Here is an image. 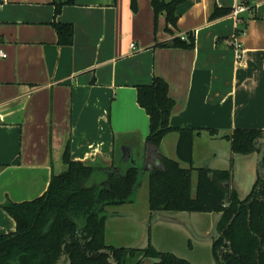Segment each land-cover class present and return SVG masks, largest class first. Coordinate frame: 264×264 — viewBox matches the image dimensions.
I'll return each mask as SVG.
<instances>
[{"label": "crops", "instance_id": "0c3cea01", "mask_svg": "<svg viewBox=\"0 0 264 264\" xmlns=\"http://www.w3.org/2000/svg\"><path fill=\"white\" fill-rule=\"evenodd\" d=\"M66 1L0 0L5 54L0 56V234L15 229L1 206L43 194L51 176L65 169L62 153L68 144L72 160L143 165L146 177L133 201L107 208V245L143 247L152 225L153 247L194 264L188 258L197 244L211 252L220 214L160 211L171 221L151 223L148 175L160 162L145 142L149 118L136 101V86L153 76L166 80L175 101L170 125L200 130L193 138L192 167L230 170L228 186L246 197L257 176L264 178V167L257 168V153L233 154L221 136L235 128L264 130V0H184L176 7L172 33L166 31L165 13L154 22L150 0H73L54 16V3ZM243 2L251 9L235 13ZM215 5L233 11L210 20ZM53 20L73 26L72 44L57 43ZM243 23L244 31L236 35ZM182 34L194 35L192 49L156 46ZM233 40L241 45L243 63ZM177 140L178 133L169 132L157 152L188 168L177 157ZM195 185L196 174L192 193ZM171 227L183 234L186 254L157 245L155 230L174 240ZM109 233L126 243L107 242Z\"/></svg>", "mask_w": 264, "mask_h": 264}, {"label": "trees", "instance_id": "16d2710c", "mask_svg": "<svg viewBox=\"0 0 264 264\" xmlns=\"http://www.w3.org/2000/svg\"><path fill=\"white\" fill-rule=\"evenodd\" d=\"M184 0H150L154 22L165 13L166 31L176 26V7ZM54 3V16L65 4ZM248 8V2H243ZM251 9L250 7L248 8ZM233 11L229 7L212 9L213 20ZM51 25L59 45L73 41L70 23ZM245 29V23L235 31ZM186 39L174 36L170 41L156 43L159 47L192 49L194 35ZM136 101L149 118L145 142L156 150L159 165L148 175V206L152 218L157 212H215L219 213L217 235L211 242L215 264H264V178L257 176L250 192L240 198L228 184L230 170L192 167L193 128H174L169 119L175 105L168 93V83L153 76L148 84L136 86ZM218 136L215 129H206ZM171 131L178 133L176 160L160 153L163 137ZM230 142L233 154L257 153V168L264 167V130L235 128L221 136ZM65 169L51 176L46 191L22 202L6 201L1 207L12 217L15 229L0 234V264H191L170 251L156 249L147 242L143 247H116L104 240L107 208L133 201L140 184L142 169L138 164L122 167L119 163L106 166L72 160L67 144L62 153ZM196 174L192 193V173Z\"/></svg>", "mask_w": 264, "mask_h": 264}, {"label": "rangeland", "instance_id": "374dc122", "mask_svg": "<svg viewBox=\"0 0 264 264\" xmlns=\"http://www.w3.org/2000/svg\"><path fill=\"white\" fill-rule=\"evenodd\" d=\"M138 163H139V166L142 169L141 180H142V178L144 180V178L146 177V174L144 175L143 165L141 164V162H138ZM192 178L195 180V173L192 174ZM141 190H140V192H141ZM193 216H197V215H193ZM112 227L113 226L110 223L109 224V231L112 230ZM152 228H153V226L150 225V230ZM170 230H172V232H174V233L177 232L175 227H171ZM131 232H133V231H131ZM154 234H155V236L158 234L157 236H158V238H160V239H158V243H157L159 248H166V247H169L170 245H172L173 249H176L177 252L180 253V254H186V252L188 251V249L186 248V246L182 242V239H181V238H183L182 237V235H183L182 233L181 234L175 233V235L172 237V239H174V240L168 239V241H167V238H168L167 231H164V230L163 231L162 230H158L157 231V230H155ZM112 238H113L112 237V233H109V236L107 238V242L112 241L111 243H113L114 245H117V246L124 245L126 243L121 235L115 234V238L114 239H112ZM160 245H162V246H160ZM188 259L190 261H192V263H194V264H215L214 261H212L213 258H212V255H211V252H210L209 248L206 247V246H202V245L198 246V244L195 246L194 251H192L190 253V256H189ZM146 264H149V263H146Z\"/></svg>", "mask_w": 264, "mask_h": 264}, {"label": "built area", "instance_id": "2783aa9c", "mask_svg": "<svg viewBox=\"0 0 264 264\" xmlns=\"http://www.w3.org/2000/svg\"><path fill=\"white\" fill-rule=\"evenodd\" d=\"M246 9H247V7H246L244 4H240V5H238L237 8L235 9V13H239V12L244 11V10H246ZM179 37H180L182 40H185L187 36H186L185 34H182V35H180ZM131 47L134 48V44H131ZM232 47H233L234 50L236 51V59H237L238 63H243V62H242V52H241L242 50H241V45H240V43H239L238 41H236V40H233V42H232ZM0 56H1V57H4L5 54H3V53L0 52Z\"/></svg>", "mask_w": 264, "mask_h": 264}, {"label": "water", "instance_id": "95a60500", "mask_svg": "<svg viewBox=\"0 0 264 264\" xmlns=\"http://www.w3.org/2000/svg\"><path fill=\"white\" fill-rule=\"evenodd\" d=\"M131 162L134 163L133 160H131ZM150 220H151V223H155L157 220H167V221H171L170 218L164 217L160 213L155 214ZM146 263H150V260H144V263L143 264H146Z\"/></svg>", "mask_w": 264, "mask_h": 264}]
</instances>
